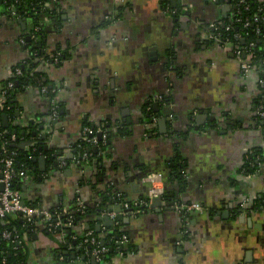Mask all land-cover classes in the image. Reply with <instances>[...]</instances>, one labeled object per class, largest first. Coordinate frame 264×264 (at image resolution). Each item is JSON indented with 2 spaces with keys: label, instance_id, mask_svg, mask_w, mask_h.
<instances>
[{
  "label": "crops",
  "instance_id": "obj_1",
  "mask_svg": "<svg viewBox=\"0 0 264 264\" xmlns=\"http://www.w3.org/2000/svg\"><path fill=\"white\" fill-rule=\"evenodd\" d=\"M166 1L59 0L57 27L45 21L47 54L61 49L67 55L59 65L42 61L38 67L57 92L61 117L51 125L50 102L28 86L17 95L16 119L21 129L45 124L46 147L72 163L46 165L43 172L39 156L38 175L25 178L21 193L45 210L90 211L73 227L71 242L44 230L24 235L29 264H86L77 254L89 232L108 249L129 248L115 247L104 264H264V165L254 173L246 169L264 146L255 123L258 78L243 71L245 53L210 39L232 5L171 0L169 8ZM32 29L30 21L0 10V91L28 59L22 40ZM107 122L124 133L115 129L101 162L75 163L85 124L104 130ZM174 163L185 168L184 185L169 187L176 201L152 200L141 209L151 190L145 178L159 174L165 186ZM104 194L121 202L104 204ZM176 203H199L204 211L183 215ZM111 213L120 216L126 243Z\"/></svg>",
  "mask_w": 264,
  "mask_h": 264
},
{
  "label": "trees",
  "instance_id": "obj_2",
  "mask_svg": "<svg viewBox=\"0 0 264 264\" xmlns=\"http://www.w3.org/2000/svg\"><path fill=\"white\" fill-rule=\"evenodd\" d=\"M58 1L59 0H19L18 2L15 0H0V10L3 11V14L9 16L12 10H16L19 15H21L22 19L30 21L33 23V29L29 33V38H24V45L26 50L29 53V57L24 62V64L17 66L23 72V76H17L15 74L4 83L3 89L7 86L9 82H13L14 86L12 89H8L6 93L3 95L2 91H0V147L5 144L8 151H14L17 153L15 157L14 167L17 170H22L26 173V176L32 175L33 179H36L37 168H36V159L39 156L47 157V165L48 168H59L60 161L53 149L45 150L47 145L48 137L46 136V128L45 124H33L27 128H20L17 124V95L26 89L28 86H36L41 89L42 86H47L48 90L51 92L54 88L50 87V85L44 80L42 73L38 71V67L42 61H48L51 64H54V58L59 56V59L64 60L67 55L65 51L53 50L50 54L46 52L47 45V32L45 27V21L50 19L51 22L57 27V11H58ZM232 5V14L230 17L226 18L222 21L221 24H218V32L222 37H230L232 38L234 33H239L242 36V39L239 41V46L248 47L251 43L255 44V48L251 49L250 52L253 53V58L247 55V60L253 62L256 66L258 73H256L259 83V95L257 97V106L260 103H263L264 106V87L261 85L264 82V2L257 0H227ZM242 1V2H241ZM165 6L171 8V0H167L165 2ZM239 20V21H238ZM250 23L247 27H245L246 23ZM231 26L232 29L230 31H226V28ZM259 26L260 34H257L256 29ZM60 64V63H59ZM56 64V65H59ZM55 65V64H54ZM15 68V69H16ZM13 70V73L15 71ZM60 112H61V104H60ZM59 112V117H61V113ZM8 116L12 119V122L8 127H5L3 124V117ZM150 116L152 119L159 118V114H154L153 109L150 110ZM50 117V115H49ZM59 120V119H58ZM255 123L258 127L261 128L264 135V119L259 116L255 117ZM51 125H55V123L51 122ZM90 130L94 133L97 132V128L91 127L90 124H85ZM118 125H114L111 122H107L103 129L107 135V141L104 143L103 140H100L98 146H93L87 142H83L82 140L78 143V146L75 150V157L77 156L80 159V163L93 165L95 158H99V162L103 160L102 152L106 150L108 147V143L112 136L115 134V129L118 130L116 132L124 133V129L117 128ZM45 132V134L43 133ZM16 136V140L12 141V136ZM96 137L99 139V135ZM97 147L99 152L96 153L94 148ZM87 153L90 155L89 161L81 160L82 155ZM2 158V153L0 152V160ZM66 166L63 169H66L72 163V160H66ZM57 163V164H56ZM76 163V162H75ZM258 164L264 165V146L260 149L254 150L252 155L250 156V160L246 165V169L249 172L254 173L255 168ZM2 165L0 164V170H2ZM185 168L183 164L174 163L169 168L167 172V180H166V193L165 200L175 202L176 194L173 193L169 189L173 182H178L184 185L185 182ZM25 178L19 177L16 178L13 182V189L19 190L22 192V185L25 183ZM112 195L103 196L104 204L106 202H113L114 200L121 202L118 198H111ZM113 200V201H112ZM264 201V199H263ZM27 202V201H26ZM31 206H39L37 203L27 202ZM103 204V206H104ZM131 209L132 206H130ZM78 208H74V210H69L67 216H64V222L66 226L64 228L65 238L70 241V237L74 235L72 233V229L75 225H79L84 219H86L87 214L89 213V208H86L84 211ZM102 209V207H101ZM130 209V210H131ZM142 209V208H141ZM55 210V209H54ZM52 210V212H54ZM58 210H62V207L58 208ZM101 211V210H100ZM72 217L73 223L67 226V218ZM9 220L11 224L7 225L5 222H0V264H29L28 256L26 251V243L23 240V235H27L31 237L35 233L40 232L41 230L31 231L28 226H24V223L19 218L18 215H10ZM122 221L118 220V225L115 228V231L119 233L121 237L127 236L128 234L122 231ZM12 232V237L14 238L17 234L19 235L20 244L17 241H14L13 238L6 239L3 237L4 232ZM60 233V232H58ZM57 233V234H58ZM97 238L98 234L93 233ZM115 234L110 235V237H115ZM83 241V239L81 240ZM71 242V241H70ZM68 242V244H73ZM112 246L116 244L114 242L111 243ZM100 245H103V241H100ZM106 245V244H105ZM108 246V245H106ZM117 251L127 252L129 248L125 245L115 246ZM114 247V248H115ZM112 248V247H111ZM108 249V254L104 260L107 261L111 254L110 249ZM89 250L90 247L87 246ZM92 250V248H91ZM77 257L84 259V262L92 263L93 258L85 254L84 250H80L77 254ZM65 261H68V258H65ZM100 263V264H104Z\"/></svg>",
  "mask_w": 264,
  "mask_h": 264
},
{
  "label": "built area",
  "instance_id": "obj_3",
  "mask_svg": "<svg viewBox=\"0 0 264 264\" xmlns=\"http://www.w3.org/2000/svg\"><path fill=\"white\" fill-rule=\"evenodd\" d=\"M19 1V0H15ZM242 2V1H241ZM10 18L13 19H22L21 15L17 13L16 10H12L9 15ZM239 21V20H238ZM250 23H246L245 27H247ZM213 34L211 35L210 39L213 41H218L222 44H233L238 51V54L245 53L253 58V53L250 52L251 49L255 48V44L251 43L249 48L248 47H241L239 46V41L242 39V36L239 33H234L232 38L230 37H222L221 34L218 32V25H213ZM232 29L231 26H228L226 28V31H230ZM257 34H260V28L259 26L256 29ZM23 44L24 39L22 40ZM61 54L59 53L56 58H54V64H59L62 61L59 59V56ZM251 58V59H252ZM250 59V60H251ZM247 61L242 64V69L245 73L255 72L258 73L256 66L253 64L252 61ZM17 76H23V72L16 68L14 73ZM261 85L264 87V82L261 83ZM14 86L13 82H9L7 86L2 90V94L4 95L8 89H12ZM41 92L46 96L48 101L50 102L51 108H50V116L51 121L55 123L60 117V103L57 99V92L56 90H52L51 92L48 90L47 86L41 87ZM163 100V98H161ZM257 114L260 118L264 119V106L263 103H260L257 108ZM1 134V133H0ZM99 135L101 138H97L96 135ZM16 140V136H12V141ZM100 140H103L105 143L107 141V135L104 132V130H97L96 133H94L89 128H85L82 141L87 142L93 146H98ZM0 152L2 153V158L0 160V164L3 166L2 170H0V184L4 185L3 191H0V222H5L7 225L11 224V221L9 220V216L11 215H18L19 218L24 223V226H28L31 231H37V230H44L48 234H57L58 232L64 233V228L66 226V223L64 222V216H67L68 211L65 209L62 210H55L54 212L45 210L41 208L40 206H31L29 205L23 198L22 193L19 190L13 189L12 185L16 178L19 177H27L26 173L22 170H17L14 167L15 157L17 155L14 151H8L5 144H3L0 147ZM90 155L87 153H84L82 155L81 160L89 161ZM75 162H80V159L76 156H74L73 159ZM66 160H62L60 162L59 167L64 168L66 166ZM260 166L258 164L257 168ZM144 182H147L151 185V190L149 191L148 198L145 201H142L138 206L141 208H146L150 205L151 201L155 198H160L162 201H165V193L166 189L165 186L162 183L161 175L153 173L147 176L144 180ZM175 209L183 214V215H190V214H200L204 211V208L199 203H176ZM84 211V210H83ZM110 216L117 222L118 215L111 213ZM73 223V218L68 217L67 218V226L71 225ZM118 223V222H117ZM26 235V234H25ZM24 236V235H23ZM3 237L6 239H11L12 232H4ZM19 235L17 234L13 239L14 241H17L18 244H20L22 241L19 239ZM24 240V238H23ZM128 241L127 236H123V243H126ZM87 246L90 247V249H87ZM80 250H84L85 254L88 256H91L96 264L104 263V260L108 254V247L106 245H100V240L94 236L92 232H89L84 237L83 241L79 245ZM92 248V250H91ZM80 257H78L79 259ZM61 260L65 261L64 257H61ZM86 264H90L86 262Z\"/></svg>",
  "mask_w": 264,
  "mask_h": 264
},
{
  "label": "water",
  "instance_id": "obj_4",
  "mask_svg": "<svg viewBox=\"0 0 264 264\" xmlns=\"http://www.w3.org/2000/svg\"><path fill=\"white\" fill-rule=\"evenodd\" d=\"M173 3H175V1H173ZM21 24H24V22L23 21H21L20 22ZM17 116H19V113H17ZM3 119H4V121L6 122V125H5V127H8V124H7V120H8V117L5 115L4 117H3ZM160 124H161V126L162 127H164L165 126V124H166V120L165 119H163V120H160ZM49 149V147H45V150H48ZM94 150L96 151V148H94ZM39 162H40V166H41V171H46V165H47V158L45 157V156H42V157H40L39 159ZM3 189H4V185L3 184H0V191H3ZM153 202H162V200L160 199V198H155L154 200H153ZM118 220H120L121 218H120V216L117 218ZM116 240H120V236H116ZM74 245H77V242H74L73 243ZM103 245H105V242L103 241ZM117 246H121L120 245V243L117 245ZM110 251H111V253L114 251V247H112L111 249H110ZM68 254V253H67ZM71 255H75L74 253L73 254H71ZM84 260V259H83ZM92 263L93 264H96V262H95V260L93 259L92 260Z\"/></svg>",
  "mask_w": 264,
  "mask_h": 264
}]
</instances>
